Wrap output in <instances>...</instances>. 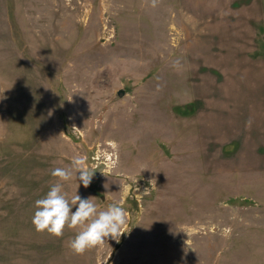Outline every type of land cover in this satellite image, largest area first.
<instances>
[{
	"label": "rangeland",
	"instance_id": "1",
	"mask_svg": "<svg viewBox=\"0 0 264 264\" xmlns=\"http://www.w3.org/2000/svg\"><path fill=\"white\" fill-rule=\"evenodd\" d=\"M57 182L120 242L37 232ZM0 264H264V0H0Z\"/></svg>",
	"mask_w": 264,
	"mask_h": 264
},
{
	"label": "clouds",
	"instance_id": "2",
	"mask_svg": "<svg viewBox=\"0 0 264 264\" xmlns=\"http://www.w3.org/2000/svg\"><path fill=\"white\" fill-rule=\"evenodd\" d=\"M152 3L155 6L156 0H152ZM73 172L76 174L75 179L78 178L85 188L89 187L95 173L87 166L86 157L76 156L69 167L54 168L51 175L59 181H68L73 178ZM62 188L63 185L57 182L45 196L35 201L31 222L37 232L46 231L61 237L66 227H79L81 230L69 242L75 254H84L104 244L108 238L120 242L121 236L126 233L123 228L128 222V213L121 204L114 202L106 210L98 211L93 197L82 198L76 191L69 201Z\"/></svg>",
	"mask_w": 264,
	"mask_h": 264
},
{
	"label": "water",
	"instance_id": "3",
	"mask_svg": "<svg viewBox=\"0 0 264 264\" xmlns=\"http://www.w3.org/2000/svg\"><path fill=\"white\" fill-rule=\"evenodd\" d=\"M118 93H119V95L123 94V90H120Z\"/></svg>",
	"mask_w": 264,
	"mask_h": 264
}]
</instances>
